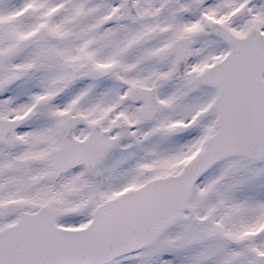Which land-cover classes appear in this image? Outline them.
<instances>
[{"label": "snow or ice", "instance_id": "snow-or-ice-1", "mask_svg": "<svg viewBox=\"0 0 264 264\" xmlns=\"http://www.w3.org/2000/svg\"><path fill=\"white\" fill-rule=\"evenodd\" d=\"M0 264H264V0H0Z\"/></svg>", "mask_w": 264, "mask_h": 264}]
</instances>
